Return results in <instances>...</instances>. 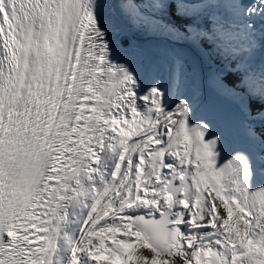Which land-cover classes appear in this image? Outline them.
Returning <instances> with one entry per match:
<instances>
[{
	"label": "snow or ice",
	"instance_id": "snow-or-ice-1",
	"mask_svg": "<svg viewBox=\"0 0 264 264\" xmlns=\"http://www.w3.org/2000/svg\"><path fill=\"white\" fill-rule=\"evenodd\" d=\"M0 264H264V0H0Z\"/></svg>",
	"mask_w": 264,
	"mask_h": 264
}]
</instances>
